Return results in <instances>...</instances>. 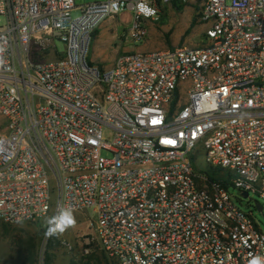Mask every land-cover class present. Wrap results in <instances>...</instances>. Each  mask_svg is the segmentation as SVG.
<instances>
[{
    "label": "built area",
    "instance_id": "obj_1",
    "mask_svg": "<svg viewBox=\"0 0 264 264\" xmlns=\"http://www.w3.org/2000/svg\"><path fill=\"white\" fill-rule=\"evenodd\" d=\"M174 1L0 0L1 222L44 221L45 234L69 208L109 264L264 258L228 192L264 200V0H202L199 44L89 59L104 20L129 15L141 42Z\"/></svg>",
    "mask_w": 264,
    "mask_h": 264
},
{
    "label": "rangeland",
    "instance_id": "obj_2",
    "mask_svg": "<svg viewBox=\"0 0 264 264\" xmlns=\"http://www.w3.org/2000/svg\"><path fill=\"white\" fill-rule=\"evenodd\" d=\"M94 0H75L76 5ZM202 0L177 1L159 8L156 20H149L147 37L141 42H133L126 37V14L104 20L94 30L89 44V59L100 67L113 64L124 53L136 49L150 51L175 45H193L200 42L204 26L199 20ZM77 12L73 11L72 16ZM190 27V23H192ZM2 19L0 18V24ZM199 44V43H198ZM59 49L61 44L57 45ZM52 55L41 58L51 59ZM103 156L106 154L103 153ZM192 166L195 172L207 175L200 146L193 151ZM235 205L244 212H250L258 228L264 234V200L250 193L248 200L240 199L238 191L228 187ZM241 200V201H239ZM262 206V212L255 204ZM76 226L59 236L46 237L44 221L6 223L0 221V264H103L104 255L96 245L93 231L88 225V217L74 213ZM35 244L34 258H30L25 248ZM49 246V248H48ZM25 247V248H24ZM88 249L85 253L84 249ZM22 250V251H21Z\"/></svg>",
    "mask_w": 264,
    "mask_h": 264
},
{
    "label": "clouds",
    "instance_id": "obj_3",
    "mask_svg": "<svg viewBox=\"0 0 264 264\" xmlns=\"http://www.w3.org/2000/svg\"><path fill=\"white\" fill-rule=\"evenodd\" d=\"M140 11L146 12L147 9L141 5ZM3 51V47H0V53H3ZM46 223L48 227L45 235L47 237L59 236L76 226V218L69 208H63L57 215L47 219ZM249 264H264V258L255 256L249 261Z\"/></svg>",
    "mask_w": 264,
    "mask_h": 264
},
{
    "label": "trees",
    "instance_id": "obj_4",
    "mask_svg": "<svg viewBox=\"0 0 264 264\" xmlns=\"http://www.w3.org/2000/svg\"><path fill=\"white\" fill-rule=\"evenodd\" d=\"M192 24H193V22L192 23H190V27L192 26ZM30 246V248H25V250L28 252V254H29V256H30V258L32 259V258H34V251H35V244L34 243H32V244H30L29 245ZM48 248H49V246H48ZM22 251V250H21ZM45 264H47V260H45ZM103 264H109L108 262H107V260H106V258L104 257V262H103Z\"/></svg>",
    "mask_w": 264,
    "mask_h": 264
},
{
    "label": "crops",
    "instance_id": "obj_5",
    "mask_svg": "<svg viewBox=\"0 0 264 264\" xmlns=\"http://www.w3.org/2000/svg\"><path fill=\"white\" fill-rule=\"evenodd\" d=\"M174 2H177V1H174ZM123 14H125V13H123ZM122 15V14H121ZM127 15V14H126ZM120 17V16H119ZM125 23H126V25L128 24V22H129V15H127V19L124 21ZM148 21H146L145 22V25H146V23H147ZM204 26V25H203ZM146 27H147V25H146ZM204 28H205V26H204ZM147 30H148V28H147ZM204 31V30H203ZM202 38V37H201ZM194 45V44H193ZM175 46H177V45H175ZM171 47H174V46H171ZM170 48V47H169ZM165 49H167V48H158V49H152V50H165ZM134 51H142V50H138V49H136V50H134Z\"/></svg>",
    "mask_w": 264,
    "mask_h": 264
},
{
    "label": "water",
    "instance_id": "obj_6",
    "mask_svg": "<svg viewBox=\"0 0 264 264\" xmlns=\"http://www.w3.org/2000/svg\"><path fill=\"white\" fill-rule=\"evenodd\" d=\"M240 196L242 197V198H247V193H241L240 194ZM255 209L258 211V212H262V206L261 205H259V204H255ZM262 217L264 218V215H262Z\"/></svg>",
    "mask_w": 264,
    "mask_h": 264
}]
</instances>
